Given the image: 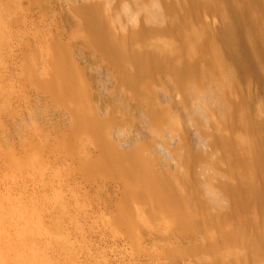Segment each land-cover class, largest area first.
<instances>
[{"label":"rangeland","instance_id":"rangeland-1","mask_svg":"<svg viewBox=\"0 0 264 264\" xmlns=\"http://www.w3.org/2000/svg\"><path fill=\"white\" fill-rule=\"evenodd\" d=\"M184 1L171 0L174 5ZM159 2L140 0L136 6L133 0H0V264H199L213 257L209 236L216 229L204 217L215 219L224 211L216 187L229 166L212 139L218 131L242 135L243 127L224 123L216 109L205 105L201 88L188 92V78L174 86L165 69L153 75L150 88L166 114V125L153 124L141 100L89 43L81 23V9L96 4L105 30L129 50L138 45L137 30L150 25L145 8ZM187 20L193 26L212 27L214 22L202 14ZM173 37L171 32L147 31L143 43L150 48ZM52 56L66 63L70 92L81 93L71 101L66 96L65 107L54 91L36 84L55 67ZM198 78L204 81L205 76ZM251 85L240 86L231 97L248 107L264 161V94L262 86ZM80 108L87 117L73 133ZM92 119L114 154L134 156L161 179H173L178 196L205 205L204 214L185 209L196 229L169 231L152 206L147 186L136 179L129 183L143 188L142 198L129 197L127 181L119 175L81 168V154L93 160L99 156L84 131ZM64 144L76 153L70 154ZM124 201L127 209L122 208ZM120 214L128 220L125 227L118 222ZM249 217L258 224L247 227L252 241L257 228L263 230L264 218L255 204ZM223 226L230 227V221ZM237 249L234 243L221 244L218 251Z\"/></svg>","mask_w":264,"mask_h":264},{"label":"bare ground","instance_id":"bare-ground-1","mask_svg":"<svg viewBox=\"0 0 264 264\" xmlns=\"http://www.w3.org/2000/svg\"><path fill=\"white\" fill-rule=\"evenodd\" d=\"M133 1L139 6L140 0ZM145 11L150 25L137 30L135 39L138 45L129 50L105 30L96 4L81 9V23L87 31L89 43L114 66L118 79L141 100L145 115L153 124L162 126L166 121V114L158 108L150 88L153 75L162 69L172 75L174 86L182 85L188 78V92L201 88L205 105L216 109L224 123L241 124L244 134L231 136L218 131L212 139L214 145L222 148V159L229 170L216 187V197L224 202L223 213L215 219L203 216L205 221L215 225L216 232L209 236V247L213 248L214 255L199 264H247L254 259L264 264V225L262 231L257 228L258 235L252 241L247 234L248 226H258L250 221L249 208L252 204L259 207L264 218V161L258 147L256 124L249 116L248 107L246 109L241 105L240 102L244 101L237 102L231 97L232 91L242 85L250 89L252 83L262 86L264 94V0H185L181 5L162 0L145 8ZM199 14L208 15L215 24L213 22L212 27H209L211 24L193 26L187 20L189 17L198 18ZM147 31L151 34L171 32L174 37L147 48L143 43ZM52 57L56 59L55 67L37 78L36 84L54 91L58 103L65 107L66 96L72 98L71 101L81 93L70 92V73L66 63L62 58ZM198 74L205 76L204 81L199 80ZM57 79L63 82L57 84ZM76 113L73 133L80 120L87 117L83 108ZM84 129L98 147L99 156L93 160L81 154V168L104 171L108 176L119 175L127 181L126 193L131 198H142L143 188L133 186L138 182L145 184L150 191L153 208L159 210L169 231L185 233L197 228L198 224L185 209L204 214L203 203L200 205L195 198L183 194L178 196L173 179H161L134 156L123 159L114 154L99 136V124L95 119L88 121ZM64 148L70 154L76 153L68 144H64ZM184 178L181 177V180ZM134 179L136 184L129 183ZM174 198L177 205L173 204ZM122 208H128L125 201ZM228 221L230 227H224L223 224ZM118 222L124 227L128 225V220L121 214ZM232 243L240 249L227 254L219 253L221 244Z\"/></svg>","mask_w":264,"mask_h":264}]
</instances>
